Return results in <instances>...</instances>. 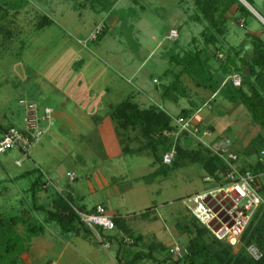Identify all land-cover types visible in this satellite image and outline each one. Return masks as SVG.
<instances>
[{"label": "rangeland", "instance_id": "1", "mask_svg": "<svg viewBox=\"0 0 264 264\" xmlns=\"http://www.w3.org/2000/svg\"><path fill=\"white\" fill-rule=\"evenodd\" d=\"M244 3L249 13L238 14L234 7L228 13V31L219 38L220 50L216 53L219 60V55L225 56L230 47L242 49L244 45L248 46V33L264 40V0H254L253 7ZM105 13L112 14L115 24L102 20ZM99 23L105 25V35L100 41L87 46L78 43L86 40ZM205 26L194 0H117L110 12L101 13L89 9L88 4L83 8L73 0H0V125L13 124L22 128L27 102L39 104L34 106L39 118L44 116L45 106L50 109L52 119L39 121L43 126L38 125L37 130L43 134L30 151L50 182L48 193L55 197L58 195L55 189H58L59 194L65 196L70 195L71 190L75 203L86 207L105 202L108 213L119 214L114 216L124 218L126 227L134 235H142V239L133 245L113 240L110 247H104L102 242L93 243V239L89 242L81 236L62 232L55 222L44 223L45 211H32L33 203L26 191L32 179L13 180L17 172L31 165L30 160L12 149L0 154V213L11 217L24 212L44 225V233L33 239L36 245L46 243V248H39V255L34 256L35 263L40 264L49 258L58 264H116L115 252L119 250L120 264H126L132 253L139 250L148 253L150 243L161 241L164 246L172 243L179 247L185 245L188 236L177 230L176 223L193 216L189 210L193 206L192 198L214 187V183L203 180L205 172L200 164L193 163L190 152L204 149L209 154H216L220 146L208 145L206 141L202 144L189 136L171 135L168 139L170 145L175 144V150L170 164L156 162L148 147L141 153L123 154L119 159L110 160L105 158L98 138L93 136L96 124L92 120L93 116L102 117L109 107L102 103L90 105V101L109 98L114 104L124 99L126 96L122 94L129 85L126 78L137 69L139 80L146 69L151 71L152 78L157 79L155 86L161 90V85L171 79V73L178 70L169 64V53L203 48L201 33ZM171 30L177 31L174 40L168 39ZM192 38L196 40L194 44ZM208 50L212 53L216 48L210 45ZM242 56L249 58L246 53ZM143 65L145 70L141 68ZM97 73L99 78L90 80ZM77 78H85L82 85L77 84ZM116 78L124 83L120 85L122 93L116 92ZM138 79L134 82L138 83ZM105 88H112V95L103 93ZM189 95L195 104L200 99L191 92ZM164 105L173 119L182 109L195 108L187 99H180L177 103L165 101ZM209 112L205 109L200 117ZM54 117L78 125L77 131L62 136L56 128V132L46 133V124ZM197 119L195 123H198ZM219 120L230 128L228 137L234 138L227 148L241 158L234 165L240 168L253 162L254 156L246 155L244 150L257 134L264 135V131L254 122L260 131L242 146L236 142V135L248 121H252L247 111L241 115L230 111L222 118L217 117L213 123ZM77 133L82 134V141ZM128 134L131 139L129 147L146 145V140L137 131ZM49 135L51 143L48 142ZM123 139L125 145V133ZM160 151L157 157L161 156ZM177 157L180 161L176 164L174 159ZM17 160L21 165H15ZM67 170H73L74 181H69ZM156 170L160 174L153 176ZM101 176L109 182L107 185H99ZM50 177L57 179L54 181L58 188ZM263 184L264 174L259 177L257 187L262 189ZM113 185L119 192L110 193ZM61 188L63 193L59 190ZM17 229L22 232L21 225ZM114 234L117 237L126 235L121 229L115 230ZM237 246L234 245L235 250ZM155 256L164 258L166 252H156Z\"/></svg>", "mask_w": 264, "mask_h": 264}, {"label": "trees", "instance_id": "2", "mask_svg": "<svg viewBox=\"0 0 264 264\" xmlns=\"http://www.w3.org/2000/svg\"><path fill=\"white\" fill-rule=\"evenodd\" d=\"M73 1L78 2L79 6L83 8L85 4H88L89 9L101 13L110 12L117 0ZM194 1L206 22L201 33L204 47H194L184 50L182 53H169V64L177 67L178 70L171 73V79L167 84L161 85V99L173 103H177L180 99H187L191 107L195 108L182 109L178 116L191 117L199 108V104L196 105L190 100L189 91L182 83L181 77L186 75L196 87L208 90L229 103L242 105L252 121L264 131V40L257 35L248 33L249 49L245 48L246 45L242 49L230 47L225 56L220 57V60L216 55L220 50L219 38L225 36L228 31V13L233 7H236L235 11L238 14L249 13L247 7L240 0ZM243 1L253 7L254 0ZM104 35L105 30L92 42H98ZM195 41L192 38V44ZM210 45L215 47L216 51L211 53L208 50ZM243 53H246L249 58L242 56ZM214 64L217 66L214 67ZM234 75L240 76L239 86L233 85L231 77ZM109 115L115 124L124 154L141 153L148 147V150L156 158L155 161L161 163L164 151L170 150L171 147H174L175 150V144L170 145L171 140L162 134L165 131H174L176 126L172 124L170 115L159 107L151 105L141 108L133 100L127 98L113 106ZM10 128H13L12 125L0 126V134ZM126 131H137L146 140V145L136 148H130L128 144L123 145ZM179 136L188 138L186 133ZM262 150H264V135L260 132L244 150L246 155L254 156L253 162H247L239 168L242 172L246 170L252 172L256 176L257 183L259 177L264 174V163L258 160ZM159 151L162 154L157 157L156 154ZM190 153H192L193 163L200 164L205 174L214 177L216 181H222V177L226 175L229 168L218 155L209 154L204 149ZM238 155H236L237 162L241 159ZM179 159L175 158L174 162L177 164ZM157 174H160L158 170L152 173L153 176ZM46 187L47 182L43 181L40 175L27 189L33 203L32 211L43 210L46 214L44 223L55 222L64 233H80L82 231L84 237L89 239L93 235V231L80 221L79 216L71 207L74 202L71 196L56 195L50 208L37 204V193ZM259 192L264 198V184ZM76 207L81 211L83 209L82 206ZM145 214L143 213L142 216ZM187 219L176 223L177 230L188 236L183 246L186 253L182 259H172L166 246L158 242L150 243L152 245L149 246L148 253L142 250L132 253L127 258L126 264H141L147 260H153L155 264H264V204L259 205L254 211L239 238L236 250L228 242L217 239L195 216ZM113 221L117 229L123 230L125 236L133 239V244L142 239L141 235H134L126 225L124 227L122 219L118 216H114ZM19 225L22 227V232L17 229ZM43 232L44 225L38 224L33 216L26 215L24 212L11 217L0 213V264H18L21 254L28 251L32 238ZM103 236L109 240H116L115 235L104 234ZM156 252H166V256L164 258L156 257ZM120 259L118 250L116 264H120Z\"/></svg>", "mask_w": 264, "mask_h": 264}, {"label": "built area", "instance_id": "3", "mask_svg": "<svg viewBox=\"0 0 264 264\" xmlns=\"http://www.w3.org/2000/svg\"><path fill=\"white\" fill-rule=\"evenodd\" d=\"M104 30L105 25L99 23L90 32L86 40L78 41V43L87 46L88 43L95 41ZM176 38L177 31L171 30L168 39L174 40ZM219 57H222V55H219ZM231 79L234 86L240 85L238 76L234 75ZM43 113L44 116L39 118L35 114V107L27 105L24 126L22 128L13 127L0 134V154L16 149L23 156L29 158L30 151L43 134V131L37 130L38 123L42 120H48L52 111L45 109ZM174 124L177 127L176 131H165L162 135L165 137L171 135L178 137L180 134L186 133L193 140L202 144L211 136L209 128L193 124L191 117L178 116L174 119ZM216 155L228 165V172L222 177L221 182L205 174L203 180L206 183H214V187L192 198L193 206L189 210L217 239L225 240L231 245L237 246L239 238L254 211L259 205L264 204V198L257 187L256 176L247 170L242 172L234 165L237 160L236 154L220 148L216 150ZM173 157L174 147H171L163 155L162 161L164 164H170ZM258 160L264 163V150L260 152ZM17 164L20 165V162H17ZM67 177L70 182L76 178L72 172L67 173ZM45 180L47 184L50 183L48 179ZM210 203H213V205H210ZM71 207L79 216L80 221L96 234L104 247L112 245L111 241L113 240L102 238L104 234L115 235L114 231L116 230L113 216L107 212L105 206L98 204L89 211H81L73 205ZM116 240L126 245L133 243V239L128 236H116ZM168 253L172 259L177 260L183 258L186 250L173 244L168 247ZM47 264L58 263L55 260H50Z\"/></svg>", "mask_w": 264, "mask_h": 264}, {"label": "crops", "instance_id": "4", "mask_svg": "<svg viewBox=\"0 0 264 264\" xmlns=\"http://www.w3.org/2000/svg\"><path fill=\"white\" fill-rule=\"evenodd\" d=\"M234 8L236 10V7H234ZM105 14H106V17L102 20H104L105 22L108 21L111 24H115L113 21L114 19L112 17V14H108V13H105ZM43 23H44V20H43ZM246 47L248 49L250 48L249 46H246ZM142 64H141V66H142ZM141 68L145 70V65H143V67H141ZM137 70L134 72L133 75H130L129 78H126V84L129 83L131 88L128 87L129 85H126L127 91L125 92V94L124 93L122 94V95L126 96V97L124 96L125 97L124 99H122V100H120L114 104L109 102V98L102 99V100L99 99V101H95V102L90 101V105H92V103H94V104L102 103L103 106L109 107V108H107L108 109L107 112L105 114H103L102 117H94V116L93 117L91 116V117H92V120H94V122L96 124V126H95L96 130L93 133V136L98 138V140L102 146L101 149L103 151V155L105 156V158H108L110 160L111 159H119L124 154L123 150H122V145H121L120 140H119V135L117 134V131L115 129V124L113 123V120L111 119V117L109 115V113H110L109 111H111L113 106H115L116 104L120 103L121 101H123L127 98H130L131 100H133V102L137 103L141 108H146V107H149L151 105H155V106L159 107L160 109L164 110L168 115H170L168 112V108H166L164 105L165 101H163L160 97L161 90H159V88H157L158 85L155 86V84L157 83V79L152 78V75H153L152 72L151 71L149 72V70L146 69V71L140 75L141 79L139 80L138 79L139 78V72ZM98 75H99L98 73L94 74L95 77L91 78L90 80L93 81L94 79H96V77L99 78ZM100 76H103V75L100 74ZM77 79H78L77 84L82 85V82L85 78H83V79L77 78ZM112 79H113V77H112ZM137 79L139 80L138 83L134 82ZM113 80H115V79H113ZM150 80H151L152 84L150 83ZM181 80H182V83L189 89V91L191 93L195 94L196 98H198V97L200 98L198 100V102L196 101V104H199V108H197V110L191 116L192 123L195 125L198 124L202 127H207L210 129L211 136L206 139V142L208 145L210 144L211 146L212 145L214 146L215 144H218L220 146L219 149L223 148V149H227L228 151L231 152V150H229L227 148V145L231 141H234V138L232 139V138L228 137L229 135H227L230 128L228 126H224L225 124L223 123L222 120L221 121L219 120L218 123L216 122V124H214L213 122L215 121V119H217V117L222 118L223 114L226 116L230 111H234L235 113L240 114V115L244 114L245 108L240 104L228 103V101L224 100L223 98L221 99V97H218L216 94H213L208 90L196 87L193 84V82L186 75H182ZM121 81L116 78V85L113 84L112 82H110L112 85H115L117 87L116 92L120 91L122 93V91H123L122 88L120 87V85L124 84V83H122ZM154 81H156V82H154ZM89 85L92 86V84H89ZM113 92H114V90L112 88H105V92L103 91V93H111V95ZM27 105H32L35 107L39 106V104L35 101L27 102ZM183 108H185V107H183ZM44 109H46V106L44 107ZM205 109H207L210 112L208 114H206L205 116L200 117V115L202 114V112ZM52 114H53V112L49 116L50 120L52 119ZM170 117L172 118L171 115H170ZM197 117H198V119H197ZM195 119H197L198 123L194 122ZM100 120H102V121L99 123ZM40 122L38 124L40 126H43V124ZM24 123L25 122H23V126H24ZM9 125L10 124H5L3 126H9ZM0 126H2V125H0ZM12 127H16V126H14L12 124ZM46 127H47L46 133H49L50 131H52L54 133V132H56L54 130L57 128V129H59V132L62 136H66L71 131H73V133H74L78 129V125L72 124L68 120L63 121L59 117H54V120H52L49 124H46ZM71 127H75V128H71ZM225 131H227V132H225ZM258 131H260V130L258 129L257 125L254 123V121H248V123L245 125V127L241 128V130L236 135V140H237L236 142L243 146V145L247 144V142L249 140H251L252 137ZM129 132L130 131L125 132V140H126L125 144L130 145L131 139H130V136L128 134ZM77 135L79 136V139L81 140L82 134L77 133ZM50 140H51V135H49V137H48V142L51 143ZM130 148H136V147H130ZM51 149H52V147L50 146L49 150H51ZM29 160H30L31 165L28 168L24 169L23 171L17 172L14 175L13 180H18V179H22L25 177H29L32 179L31 180V183H32L36 180V178L38 176L41 175L43 181H45V179H47V177L43 174L45 172L40 170V167L37 166V164H36L37 162L35 161V159L33 157H31V155L29 156ZM17 162H20V161H18V160L15 161L16 166L18 165ZM72 163H73V161L71 162V164ZM72 171L73 170H67L66 175H67V173L72 172ZM101 178H102V181L99 182V185L101 183H104V185H107L109 183V182L107 183V181L102 176H101ZM54 180H57V179H54ZM54 180H52V178H51V181H53L54 184L56 185L55 187L58 188L59 187V186H57L58 183L55 182ZM48 185L49 184H47V187L44 190H41L37 193V204H42L46 208L51 207L52 202L55 198L53 193H48L49 192V186ZM109 187H111V184H109ZM59 190L61 191V193H63L62 188ZM115 190L118 191L119 189L117 186L113 185V188L110 190V193L112 191L115 192ZM55 191H56V194L60 195L58 192V189L57 190L55 189ZM69 191H70L69 196H71L73 199L74 195L72 194L71 190H69ZM73 201L74 202L72 204L75 207L76 206H82L83 207L82 211H89L98 204L105 206L106 210H108V205L105 202L104 203L103 202L97 203L92 207H86V205H84V204H81V205H80V203L76 204L74 199H73ZM48 205H49V207H47ZM110 214H112L113 216L119 215L117 213H110ZM120 217H121V215H120ZM123 219H122V224L125 227V223H124ZM116 230H117V228H116ZM70 234H73L74 236H81L82 238H84L85 240H88L89 242H92L91 239L94 240L93 243H99L100 242L99 239L94 234L89 239L84 237V234L82 233V231L80 233H70ZM36 237H38V236H36ZM141 237H142V235H141ZM156 237H157V235H156ZM34 238L35 237H33L31 242H30V246H29L28 251L21 254L18 264H37V263H35L34 256L39 255V248H41V247L46 248V245H45L46 243L40 242V243H38V245H36L33 242ZM102 238L105 239L104 236ZM156 243H158V242H156ZM159 243H161V241ZM170 245H173V243L167 244L166 247H168ZM50 260H52V259L48 258V259L42 261L40 264H47ZM149 261L148 262L143 261L141 264H155V262L153 260H149Z\"/></svg>", "mask_w": 264, "mask_h": 264}, {"label": "water", "instance_id": "5", "mask_svg": "<svg viewBox=\"0 0 264 264\" xmlns=\"http://www.w3.org/2000/svg\"><path fill=\"white\" fill-rule=\"evenodd\" d=\"M240 1H241V3H242L244 6H246L245 3H244V1H242V0H240ZM246 49H248V48L246 47Z\"/></svg>", "mask_w": 264, "mask_h": 264}]
</instances>
